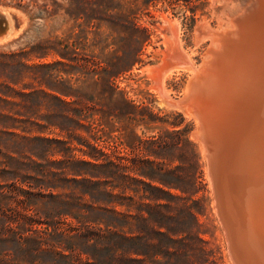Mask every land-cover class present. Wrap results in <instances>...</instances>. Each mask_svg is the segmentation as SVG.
Returning a JSON list of instances; mask_svg holds the SVG:
<instances>
[{
    "label": "trees",
    "instance_id": "trees-1",
    "mask_svg": "<svg viewBox=\"0 0 264 264\" xmlns=\"http://www.w3.org/2000/svg\"><path fill=\"white\" fill-rule=\"evenodd\" d=\"M11 1L44 10L57 3ZM153 1L68 0L67 12L126 20L146 38L133 19ZM78 44L45 39L0 51V264H185L187 243L203 242L192 193H173L179 186L163 177L176 169L146 158L142 139H127L144 117L116 94L113 64L82 55ZM52 53L60 59L43 61ZM74 70L108 94H80L63 76ZM51 128L55 135H45ZM154 140L163 150L170 145ZM148 164L158 165L157 178Z\"/></svg>",
    "mask_w": 264,
    "mask_h": 264
},
{
    "label": "rangeland",
    "instance_id": "rangeland-1",
    "mask_svg": "<svg viewBox=\"0 0 264 264\" xmlns=\"http://www.w3.org/2000/svg\"><path fill=\"white\" fill-rule=\"evenodd\" d=\"M254 1L256 0H154L133 19L141 27L147 28L148 35L145 38L126 20L112 18L100 21L87 18L81 13L79 17L78 12L71 15L67 12L70 7L68 0H57L55 4L50 2L46 10L28 2L18 5L11 0H0V9L12 12V16L16 14L21 25L18 30L13 24L16 32L20 33L10 42L0 43V51L32 46L45 39L67 40V42L78 39L77 50L82 55L90 59L97 57L105 64H113L116 74L113 79L116 94L123 95L136 106L139 117H144L131 124L127 139H142L145 150L150 154L146 155V158L156 163L164 162L167 169H176L175 174L163 177L179 186L180 189H171L173 193L185 194L182 190L192 193V211L197 216L203 242L193 239L187 243L183 249L187 254H182L185 264L187 260L194 262L193 264H234V262L216 206L209 160H206L208 158L201 150L202 141L196 137L195 130L198 127L196 120L189 115L185 104L180 102L185 96L192 73L176 72L165 81L166 88L170 91V98L175 103H179L172 106L168 104L167 106L153 88L149 73L150 70L163 64L167 51L166 42L170 36L165 24L166 19L171 24L177 22L174 25L179 26L182 48L191 57L195 68H199L212 46L211 33L226 26L232 14L247 9ZM205 29H208L207 32ZM57 59L60 57L52 53L43 58V61L53 62ZM39 60L33 58V61ZM73 72L63 73V76L64 79L71 80L70 83L74 88L79 89L80 94H108L100 87L91 85V77L77 70ZM53 131L56 132L51 128L44 133L54 136ZM81 133L84 136L88 135L84 129ZM118 135H120L119 131L112 132V136ZM159 136L170 143L164 150L154 140ZM178 140H181L180 144L174 147V142ZM156 167L157 164H148L146 168L151 172V176L157 178L154 172ZM146 180L153 187L161 185L157 181L147 178ZM145 189L153 196L160 194L155 188L145 186ZM144 201L150 202L149 199ZM158 241L159 239L155 237V244ZM145 258L149 260L148 256ZM158 259L165 261L162 256Z\"/></svg>",
    "mask_w": 264,
    "mask_h": 264
},
{
    "label": "bare ground",
    "instance_id": "bare-ground-1",
    "mask_svg": "<svg viewBox=\"0 0 264 264\" xmlns=\"http://www.w3.org/2000/svg\"><path fill=\"white\" fill-rule=\"evenodd\" d=\"M0 12L8 20L2 43L17 37L15 27L20 28L15 14ZM168 21L163 64L149 73L153 88L166 105H178L165 81L176 72L192 73L180 102L198 126L196 137L209 160L232 260L264 264V0L254 1L232 14L226 26L210 31L212 46L199 68L182 48L177 22Z\"/></svg>",
    "mask_w": 264,
    "mask_h": 264
},
{
    "label": "water",
    "instance_id": "water-1",
    "mask_svg": "<svg viewBox=\"0 0 264 264\" xmlns=\"http://www.w3.org/2000/svg\"><path fill=\"white\" fill-rule=\"evenodd\" d=\"M15 22H16L17 27L21 26V25L18 23V20H17L16 14H15ZM7 27H8V20H7L6 16H5L2 12H0V37H1L3 34L6 33V31H7ZM13 39H14V38H12V39H10V40H8V41H4V42H2V43L10 42V41L13 40ZM0 43H1V42H0ZM218 200H219V199H218ZM242 202H243V200H242ZM243 208H244V207H243ZM243 212H245V208H244V211H243ZM242 217H243V216H242ZM243 223H244V225H246V227H247V223L244 222V218H243Z\"/></svg>",
    "mask_w": 264,
    "mask_h": 264
}]
</instances>
